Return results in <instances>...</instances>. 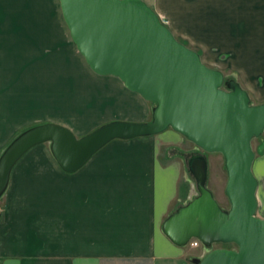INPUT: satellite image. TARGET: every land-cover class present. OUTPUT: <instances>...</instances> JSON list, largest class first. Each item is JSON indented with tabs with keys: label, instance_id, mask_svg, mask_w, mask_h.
<instances>
[{
	"label": "crops",
	"instance_id": "crops-1",
	"mask_svg": "<svg viewBox=\"0 0 264 264\" xmlns=\"http://www.w3.org/2000/svg\"><path fill=\"white\" fill-rule=\"evenodd\" d=\"M142 1L189 28H264V0ZM262 52L241 58L250 72L229 68L253 105L264 103ZM224 68L216 69L226 77ZM148 103L118 78L90 70L58 0H0V156L39 125L63 126L80 138L116 121L145 123ZM182 138L167 129L114 140L73 173L60 168L49 143L32 147L13 166L0 198V264H194V247L176 246L162 232L188 197ZM206 161L223 173L206 184L223 209L224 158L207 153ZM251 170L264 213V144Z\"/></svg>",
	"mask_w": 264,
	"mask_h": 264
},
{
	"label": "water",
	"instance_id": "water-1",
	"mask_svg": "<svg viewBox=\"0 0 264 264\" xmlns=\"http://www.w3.org/2000/svg\"><path fill=\"white\" fill-rule=\"evenodd\" d=\"M71 40L90 70L118 78L124 87L155 104L152 120L116 121L77 138L68 128L44 124L15 138L0 156V196L17 161L32 147L49 143L66 173L78 171L114 140L154 136L171 129L206 153L224 158L229 209L205 187L206 164L191 162L197 197L162 224L176 246L197 240L214 249L194 264H264V219L256 217L257 180L251 141L264 131V103L253 105L236 82L223 88V74L178 42L142 0H58Z\"/></svg>",
	"mask_w": 264,
	"mask_h": 264
},
{
	"label": "rangeland",
	"instance_id": "rangeland-1",
	"mask_svg": "<svg viewBox=\"0 0 264 264\" xmlns=\"http://www.w3.org/2000/svg\"><path fill=\"white\" fill-rule=\"evenodd\" d=\"M152 9V8H151ZM153 10V9H152ZM173 23V24H172ZM170 32L173 34L175 39L181 44L185 45L187 48L195 51L202 63L211 69H215L217 67H226L223 70L225 72L224 80L225 85L224 89H229L230 82H236L238 77H236L235 72H232L229 68H237L248 72L253 70L252 67H248L244 64L241 65V58L249 56L250 54H254L256 50H263V45H260L262 40L264 39V28L256 27V26H247V27H185L183 22L173 18L172 22H169L166 19V23L164 24ZM259 42H254L255 40ZM259 45L258 47H256ZM261 52V51H260ZM250 53V54H249ZM249 58V57H247ZM238 68V69H239ZM257 68V67H256ZM219 71V70H218ZM251 103V102H250ZM149 105V116L145 119L146 122H150L152 120V112L155 108L154 103H148ZM144 121V122H145ZM183 137V136H182ZM79 138V137H77ZM264 144V138L260 135L258 138H255L251 141V148L255 155H259L260 151H262V147ZM182 156L184 157L185 162V193L188 195L186 204L197 197L198 191L196 187V181L194 174L191 170V162L194 159L200 158L205 161L206 164V178L204 181V185H210L211 183L215 184L216 180L221 181L223 178V173L209 164L207 167L206 155L207 153L203 150L196 147L193 143L188 141L185 137L182 138V144L180 145ZM209 156V155H208ZM191 162H190V161ZM208 168V170H207ZM219 174V178H218ZM185 204V205H186ZM181 207V206H180ZM262 204L260 203V208ZM179 208V207H178ZM229 205L223 204V210H228ZM264 213L260 210L256 211V217L262 219ZM201 244V243H200ZM189 245V244H188ZM203 247V246H202ZM234 249L235 245L233 244H215L209 248H207L204 252H201L202 249L198 248L193 250L194 259H201L205 254L214 249ZM199 255V256H198Z\"/></svg>",
	"mask_w": 264,
	"mask_h": 264
},
{
	"label": "built area",
	"instance_id": "built-area-1",
	"mask_svg": "<svg viewBox=\"0 0 264 264\" xmlns=\"http://www.w3.org/2000/svg\"><path fill=\"white\" fill-rule=\"evenodd\" d=\"M159 19L162 22V24L166 23V21L163 18L159 17ZM190 245H191V247H194V248H196V247H200L201 248L202 247V245L197 240H192V242H190Z\"/></svg>",
	"mask_w": 264,
	"mask_h": 264
},
{
	"label": "trees",
	"instance_id": "trees-1",
	"mask_svg": "<svg viewBox=\"0 0 264 264\" xmlns=\"http://www.w3.org/2000/svg\"><path fill=\"white\" fill-rule=\"evenodd\" d=\"M189 161H190V160H189ZM190 162H191V161H190ZM4 192H5V191H4ZM3 194H4V193H3ZM3 194H2V195H3ZM2 195L0 196V198L2 197ZM177 209H178V208H177ZM0 217H1V213H0ZM223 245H225V244H223ZM222 249H224V248H222ZM193 263H194V262H193Z\"/></svg>",
	"mask_w": 264,
	"mask_h": 264
},
{
	"label": "bare ground",
	"instance_id": "bare-ground-1",
	"mask_svg": "<svg viewBox=\"0 0 264 264\" xmlns=\"http://www.w3.org/2000/svg\"><path fill=\"white\" fill-rule=\"evenodd\" d=\"M200 243V242H199Z\"/></svg>",
	"mask_w": 264,
	"mask_h": 264
}]
</instances>
